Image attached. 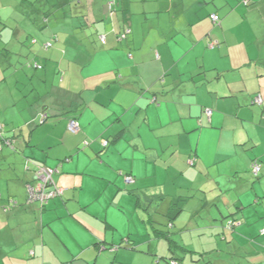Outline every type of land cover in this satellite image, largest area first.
Returning <instances> with one entry per match:
<instances>
[{"label": "crops", "instance_id": "crops-1", "mask_svg": "<svg viewBox=\"0 0 264 264\" xmlns=\"http://www.w3.org/2000/svg\"><path fill=\"white\" fill-rule=\"evenodd\" d=\"M31 3L0 0V264H264V190L248 183L264 140L245 126L264 137V53L241 74L264 46V0H63L47 19ZM38 166L64 190L45 208L28 199ZM217 203L235 230L216 228Z\"/></svg>", "mask_w": 264, "mask_h": 264}, {"label": "rangeland", "instance_id": "rangeland-1", "mask_svg": "<svg viewBox=\"0 0 264 264\" xmlns=\"http://www.w3.org/2000/svg\"><path fill=\"white\" fill-rule=\"evenodd\" d=\"M52 1H54L56 4H57V6H58V3H60V2H62L63 0H32V8L34 9V11H35V8H37V9H39L37 12H39V11H42L43 13H47V10H48V8L49 9H52L53 7H49V5L52 3ZM227 4V6H228V8H230L231 10L232 9H236V7H235V0H233V2L232 3H230V5H228V3H226V0H216V3H215V9H216V11L217 10H219V9H222L225 5ZM27 9V8H26ZM233 11V10H232ZM219 12H221V11H219ZM218 13V12H217ZM243 17H245V15L243 16ZM249 17V16H248ZM221 18V21H222V24H223V20H224V18L221 16L220 17ZM251 19H253L252 17H250ZM246 19V18H245ZM52 21H55V19L54 18H52L51 19V22ZM223 27V26H222ZM251 27H249V29H247V31L245 32L246 33V37L247 38H249L250 36H251V39H252V36H255V38H257V35L255 34V32L253 31V30H251L250 29ZM228 29H230V31L228 32V35H230L229 37H230V40H235V39H237V37H238V35L236 34V32H240L241 31V29L242 28H237V19H236V16H235V18H233V20H231V22H230V24H229V28H228V24H227V26H226V30H228ZM215 30H216V34L218 35L219 33H220V35L225 31V27H223V28H221V27H219V26H215ZM242 32V31H241ZM35 36H33V38H34ZM216 41H219L218 39H216ZM249 41H251V40H249ZM248 41V42H249ZM252 44H254L253 45V47H250L249 49H245L247 52H248V54H245V57L248 59V62L246 63V64H243L242 66H241V74L243 73V74H245L246 75V77L249 79V77H248V73L249 72H246V71H244V70H249V68L247 67L248 65L247 64H249L250 62H251V60L253 61V62H256V57L257 56H259L260 54H261V52L262 53H264V46L263 47H259V43L258 42H253L252 41ZM223 46V42H221V46H220V48ZM224 47V46H223ZM35 45H33V44H31V45H28V48L26 49V53H21V56H26L27 54H29L30 56H34L35 55ZM236 52H237V49H234V53L236 54ZM243 61H246V59L245 58H243ZM31 69H34L33 67L31 68ZM242 69H244V70H242ZM28 86H30V83L28 84ZM246 86L248 87V88H251L252 86H253V81L252 80H250V81H248V82H246ZM256 107H257V109H258V111L260 112V113H262L261 111H262V109H261V107L260 106H258V105H256ZM254 124V123H253ZM256 124H257V126H258V123H255L254 125H253V127H252V124H250V122L249 121H245V126H247V128L249 129V131H250V135L253 137H255L258 141H262V140H264V137H263V135H261V133H259V130H258V128H257V126H256ZM240 125V124H239ZM234 127H238V125H236V126H234ZM231 130V131H230ZM239 130V129H238ZM225 134L227 135V136H232V135H234V131L232 130V129H229V130H227L226 132H225ZM233 160H227V161H225V162H223V163H213L214 165H212V167H211V170H218V169H221V168H223V167H225V164L227 165V166H229V167H231L232 168V165H231V162H232ZM210 162V161H209ZM261 165H262V163H261ZM201 168H203V167H206L205 165H201L200 166ZM249 174V179H248V183H249V185H251V183H252V185L253 184H256V185H258L262 190H264V182H261V181H264V172H261V174L259 175V177H253V173H252V178H251V182H250V172L248 173ZM35 179V175H34V177H33V180H32V183H30V184H32V185H36V183H37V181H35L34 180ZM199 182H203V180L202 179H200V181ZM260 182V183H259ZM226 184H228V183H226ZM29 185V184H28ZM251 187V186H250ZM264 193V192H263ZM184 203H183V205H184V207L185 208H187L188 209V211H190L191 209H194L193 207L195 206L194 205V202L193 201H188V200H184L183 201ZM199 208V207H198ZM212 213H213V219H212V221H213V223H215L217 226H216V228H219L221 231H225V229H224V227H226V225L228 224V222L232 219V218H234L236 215H234V216H231V214H232V211L231 210H229L227 207H225V206H223V209L221 208V204H215V206H213L212 208ZM205 215H207V213H208V211L207 210H203L202 211ZM234 213V212H233ZM209 214V213H208ZM207 218H208V215H207ZM177 226V225H176ZM175 225H174V227L172 228V227H170V228H172L171 230H168L171 234H173L172 236H173V238L174 239H176L177 241L179 240L180 241V233H178L179 232V229H174L175 227H176ZM139 228V227H138ZM210 228H213V227H210ZM140 229V231L141 232H144L147 228H146V225H142V227L141 228H139ZM174 229V230H173ZM187 233L188 235H187V239H184V243L185 244H191V247L194 245L193 244V242H194V239H196L195 240V243H197L198 242V238H196L195 237V234L193 235V233L195 232L194 230L193 231H191V228L190 229H188V231L187 230H185L184 231V233ZM229 258H230V263L229 264H246V261H244L243 259H240V258H237V257H235V256H233V255H230V256H228ZM240 260H241V262H240ZM131 264V262L130 261H127V263H124V264ZM165 263V260H163V262H162V264H164ZM167 263V262H166Z\"/></svg>", "mask_w": 264, "mask_h": 264}, {"label": "built area", "instance_id": "built-area-1", "mask_svg": "<svg viewBox=\"0 0 264 264\" xmlns=\"http://www.w3.org/2000/svg\"><path fill=\"white\" fill-rule=\"evenodd\" d=\"M112 7V6H111ZM212 21L216 24L219 25L221 24V19L218 15H212L211 16ZM131 30L127 29L123 37H125L127 34H130ZM49 46V45H48ZM40 68V67H39ZM255 103L258 104L259 106L263 105V100L261 96H257L255 99ZM207 114L211 116L213 114L212 110H208ZM3 125L0 121V150L3 147V144L5 145H12V142L10 140H5L3 136ZM69 130L73 134H77L80 131V125L77 122V120L73 119L69 123ZM103 145L107 147L109 145L108 141H104ZM254 175H259L261 172V165L260 164H255L253 166ZM54 170L46 167V166H38L35 169L34 175H35V181H37L36 185L29 184L27 185V190H28V199L30 202H39L42 206H47L51 200H54L57 197H60L64 190L61 188H58L56 185H54L53 181V174ZM125 181L127 184H131L134 182V177L132 175H127L125 177ZM1 196V195H0ZM170 264H180L179 261H172Z\"/></svg>", "mask_w": 264, "mask_h": 264}, {"label": "trees", "instance_id": "trees-1", "mask_svg": "<svg viewBox=\"0 0 264 264\" xmlns=\"http://www.w3.org/2000/svg\"><path fill=\"white\" fill-rule=\"evenodd\" d=\"M47 12H49V11H47ZM45 14V17L44 18H46L47 19V14L48 13H43V15ZM46 19H45V21H46ZM221 19V18H220ZM216 25V24H215ZM216 26H219V25H216ZM220 26H221V24H220ZM219 26V27H220ZM126 32V31H125ZM125 32H124V34H125ZM127 35H129V34H127ZM126 35V36H127ZM125 36V37H126ZM46 45H49V46H47L46 47ZM45 45V47L46 48H50L51 46H52V43H48V44H46ZM37 65V64H36ZM37 68H39V66H37ZM40 68H42L41 66H40ZM258 105V104H257ZM3 136H4V134H3ZM5 139V138H4ZM6 140V139H5ZM191 163H193V162H191ZM255 164H260V163H254V165L253 166H255ZM252 170H253V167H252ZM260 175V174H259ZM259 175H257V177H259ZM256 176V175H255ZM135 180V179H134ZM63 194H64V192H63ZM63 194L60 196V197H62L63 196ZM58 198V197H57ZM52 201V200H51ZM50 201V202H51ZM49 202V203H50ZM42 206V205H41ZM43 208H45L46 206H42ZM171 222V221H170ZM237 224H238V222L236 221V220H233V219H231L229 222H228V224L226 225V227H224V229H225V231L227 232V231H233V230H235V228H236V226H237ZM174 260H176V261H178L177 259H173V258H167V264H170L172 261H174ZM180 262V261H179Z\"/></svg>", "mask_w": 264, "mask_h": 264}]
</instances>
